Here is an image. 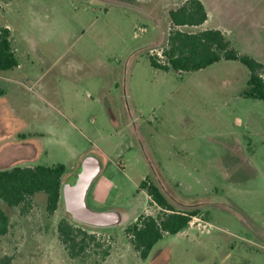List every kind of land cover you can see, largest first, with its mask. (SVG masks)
Segmentation results:
<instances>
[{"label":"rangeland","instance_id":"obj_1","mask_svg":"<svg viewBox=\"0 0 264 264\" xmlns=\"http://www.w3.org/2000/svg\"><path fill=\"white\" fill-rule=\"evenodd\" d=\"M217 1L208 28L264 64V0ZM163 3L0 0V26L11 30L19 63L0 72V169L62 163L63 182L74 183L83 157L95 156L112 191L105 202L92 192L89 205L128 216L91 227L61 201L50 217L45 193L33 197L29 216L3 204L13 227L0 258L78 264L58 237L67 217L110 247L105 260L96 250L82 264H264V102L243 95L250 71L240 61L195 72L153 67L150 55L167 64L173 6L162 13ZM146 180L178 211L200 214L144 261L125 229L162 211Z\"/></svg>","mask_w":264,"mask_h":264},{"label":"trees","instance_id":"obj_2","mask_svg":"<svg viewBox=\"0 0 264 264\" xmlns=\"http://www.w3.org/2000/svg\"><path fill=\"white\" fill-rule=\"evenodd\" d=\"M136 2L138 0H124ZM172 30L168 46L163 50L167 64L150 55L153 67L162 70L173 69L176 72H195L207 68L222 59L240 61L250 71L248 89L243 93L246 98L264 102V64L249 55L240 54L230 39L219 29H207L199 32H186L181 27H197L208 20V12L200 0H187L182 6L169 11ZM11 30L0 26V72L19 66L11 40ZM4 92L0 89V96ZM67 166L59 163L52 166H14L0 169V240L12 229V221L3 204L19 210L21 215L29 216L32 212L33 197L45 193L48 198L47 211L52 217L61 203V189ZM142 187L153 202L161 207L157 217L140 216L136 222L125 229L126 236L146 261L154 246L166 234L177 235L185 230L200 211L180 212L171 205L167 197L154 184L142 182ZM58 237L68 256L78 264L86 262L93 251H98L105 260L110 255V247L104 245L105 239L96 233L76 226L70 218L63 217L57 224ZM99 249V250H98ZM13 255L0 258V264H11Z\"/></svg>","mask_w":264,"mask_h":264},{"label":"water","instance_id":"obj_3","mask_svg":"<svg viewBox=\"0 0 264 264\" xmlns=\"http://www.w3.org/2000/svg\"><path fill=\"white\" fill-rule=\"evenodd\" d=\"M101 168V162L97 157L85 155L75 182L63 183L61 201L73 221L98 228L123 225L128 220L126 212L115 209L97 210L89 205V197Z\"/></svg>","mask_w":264,"mask_h":264},{"label":"crops","instance_id":"obj_4","mask_svg":"<svg viewBox=\"0 0 264 264\" xmlns=\"http://www.w3.org/2000/svg\"><path fill=\"white\" fill-rule=\"evenodd\" d=\"M146 1L147 0H138L135 3L137 5H144L146 3ZM165 1H166V3H163L164 7H162V13L169 6H173L172 9L179 8L187 0H165ZM200 1L204 4V6L206 7L207 12H208V20L203 25L197 26V28L200 29L199 31H203V30L211 29V28H208V26H207L209 21H210V9L208 6L209 5H216L218 3V1L217 0H200ZM214 29H217V28H214ZM223 33L225 34V32H223ZM103 175H102V171H101L100 175L97 177V179L94 182L91 194H92V192H94L97 199H99L102 202H105L110 197V194L112 191V182L105 175L104 176Z\"/></svg>","mask_w":264,"mask_h":264}]
</instances>
